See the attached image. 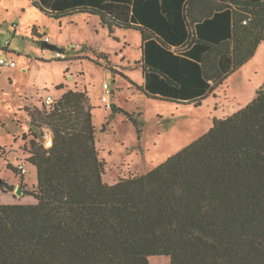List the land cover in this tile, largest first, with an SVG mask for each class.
<instances>
[{
	"label": "trees",
	"instance_id": "1",
	"mask_svg": "<svg viewBox=\"0 0 264 264\" xmlns=\"http://www.w3.org/2000/svg\"><path fill=\"white\" fill-rule=\"evenodd\" d=\"M29 1L55 19L97 16L114 38L139 32L145 83L133 84L178 104L199 106L264 39V0ZM31 35L45 43L35 25ZM55 89L41 107L22 108L36 202L0 204V264H149L156 255L264 264V88L160 164L114 183L103 180L87 90Z\"/></svg>",
	"mask_w": 264,
	"mask_h": 264
},
{
	"label": "rangeland",
	"instance_id": "2",
	"mask_svg": "<svg viewBox=\"0 0 264 264\" xmlns=\"http://www.w3.org/2000/svg\"><path fill=\"white\" fill-rule=\"evenodd\" d=\"M65 18L50 17L29 0H0V57H12L16 63L14 68L0 66V204L36 202L27 193L36 187L34 168L26 167V173L20 174L8 164L18 169L29 156L30 117L23 106L41 107L45 95L59 94L58 83L64 90L88 92L107 183L152 169L206 132L214 117L233 114L264 88L263 39L255 54L199 106L148 98L133 84L143 83L142 69L135 64L141 56L139 32L119 29L114 38L97 16L78 13L71 21ZM34 24L42 27L43 38L78 43L80 47L71 50L81 55L52 60L55 50L31 35ZM41 52L51 60L37 58ZM149 264H170V258L151 256Z\"/></svg>",
	"mask_w": 264,
	"mask_h": 264
},
{
	"label": "crops",
	"instance_id": "3",
	"mask_svg": "<svg viewBox=\"0 0 264 264\" xmlns=\"http://www.w3.org/2000/svg\"><path fill=\"white\" fill-rule=\"evenodd\" d=\"M72 15H68V16H65L66 18H65V20L67 21V20H69V21H71V17ZM64 18V17H63ZM62 21H63V19L62 20H60V24H62ZM35 26H36V29H37V31L40 33V34H42V32L41 31H43V29H42V27H40V26H37L36 24H34ZM34 25H32V26H34ZM16 30V29H15ZM115 32V31H114ZM137 32V31H136ZM45 35V33H44V31H43V36ZM46 36V35H45ZM48 37V36H47ZM49 42L51 43V44H54V45H56L58 48L59 47H61V48H63L64 49V53H65V55L66 56H70V55H81L80 53H78V52H76L75 50L78 48V47H80V45L78 44V43H76L75 45L74 44H72V42H71V39H67V40H65L63 43H60L61 41L59 40L58 41V39H50L49 38ZM140 43H141V37H140ZM261 44V43H260ZM259 44V45H260ZM72 47H76V49L75 50H71V48ZM85 47H87V49H89L90 47L92 48V45H90V44H85ZM57 48V49H58ZM139 48H140V45H139ZM56 49V50H57ZM55 50V51H56ZM70 51V52H69ZM74 51V52H73ZM140 52H141V49H140ZM10 54H12V52H9ZM14 53V52H13ZM42 53V52H41ZM73 53V54H72ZM141 55V54H140ZM84 57L86 56V55H83ZM9 58H12V57H9ZM36 58V57H35ZM37 58H40V60H44V61H50L51 59H49V57H47L46 55H43V53H42V55H40V56H38L37 55ZM52 60H56V59H52ZM135 64H138L140 67H141V56H140V58H139V60H136L135 61ZM9 68H14V67H9ZM141 69H142V67H141ZM142 73H143V71H142ZM145 83V79H144V76H143V83L140 85V86H142L143 84Z\"/></svg>",
	"mask_w": 264,
	"mask_h": 264
},
{
	"label": "built area",
	"instance_id": "4",
	"mask_svg": "<svg viewBox=\"0 0 264 264\" xmlns=\"http://www.w3.org/2000/svg\"><path fill=\"white\" fill-rule=\"evenodd\" d=\"M43 40L45 42H47V41H49V38L45 37V38H43ZM54 56L56 58H65L66 57L64 51H60V50H56ZM0 66L15 67L16 63L12 58L0 57ZM104 87L107 88L106 83L104 84ZM52 100H53V98L51 95H48L45 98L46 103H50V102H52ZM43 139H44L45 147H50L52 145V133L48 129L44 130ZM18 168L22 173L25 172V166L22 162L18 164Z\"/></svg>",
	"mask_w": 264,
	"mask_h": 264
},
{
	"label": "water",
	"instance_id": "5",
	"mask_svg": "<svg viewBox=\"0 0 264 264\" xmlns=\"http://www.w3.org/2000/svg\"><path fill=\"white\" fill-rule=\"evenodd\" d=\"M44 45H45L46 47H48V48L52 49V50H56V49L58 48L56 45H54V44H51V43H49V42H45V43H44ZM111 108H112V110H116V108H115L114 104H111ZM17 192L19 193V192H20V190L18 189V191H17Z\"/></svg>",
	"mask_w": 264,
	"mask_h": 264
}]
</instances>
